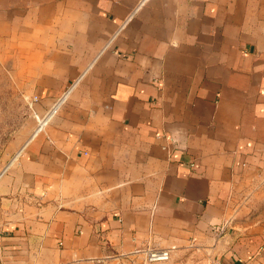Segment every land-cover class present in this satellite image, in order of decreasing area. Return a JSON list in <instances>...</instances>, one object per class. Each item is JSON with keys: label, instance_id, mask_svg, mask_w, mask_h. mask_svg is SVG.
<instances>
[{"label": "crops", "instance_id": "0c3cea01", "mask_svg": "<svg viewBox=\"0 0 264 264\" xmlns=\"http://www.w3.org/2000/svg\"><path fill=\"white\" fill-rule=\"evenodd\" d=\"M0 54L38 125L0 264H264V0H0Z\"/></svg>", "mask_w": 264, "mask_h": 264}, {"label": "rangeland", "instance_id": "374dc122", "mask_svg": "<svg viewBox=\"0 0 264 264\" xmlns=\"http://www.w3.org/2000/svg\"><path fill=\"white\" fill-rule=\"evenodd\" d=\"M7 55L0 54V175L38 127L32 98ZM120 264H211L207 248L177 247L166 261L148 262L137 256Z\"/></svg>", "mask_w": 264, "mask_h": 264}, {"label": "built area", "instance_id": "2783aa9c", "mask_svg": "<svg viewBox=\"0 0 264 264\" xmlns=\"http://www.w3.org/2000/svg\"><path fill=\"white\" fill-rule=\"evenodd\" d=\"M48 117L39 119V128L43 127L46 123ZM175 247L166 248V249H154L149 250L145 253V259L148 262H155V261H166L169 260L172 254V251Z\"/></svg>", "mask_w": 264, "mask_h": 264}]
</instances>
